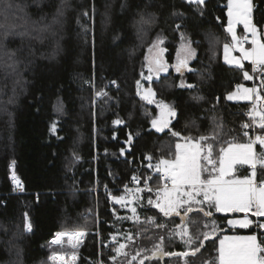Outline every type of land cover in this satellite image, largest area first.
<instances>
[{
  "label": "trees",
  "instance_id": "obj_1",
  "mask_svg": "<svg viewBox=\"0 0 264 264\" xmlns=\"http://www.w3.org/2000/svg\"><path fill=\"white\" fill-rule=\"evenodd\" d=\"M251 1L253 24L264 33V0ZM11 3L7 19L0 15V264H51L55 250L50 241L62 231L86 232L77 264H94L99 256L111 264L117 247L113 237L120 231L146 238L141 258L151 256L161 238L164 252L191 251L200 246L191 223L196 218L199 232L209 231L210 238L200 236L203 247L195 256L158 255L144 264H185V259L216 264L222 235L264 239V230L257 227L264 217L248 215L253 221L248 229H230L228 215L213 207L211 217L189 214L184 225L193 236L189 248L187 237L176 234L181 218L165 217L146 202L155 200L161 184L154 165L174 154L177 143L215 135L209 142L218 159L226 142H247L253 134H264L252 124L251 102L227 99L236 85H254V78L245 80L243 70L223 61V46L231 42L227 0ZM58 8L63 15H57ZM154 42L163 49L168 70L143 82L146 54ZM184 43L194 57L178 72L175 60ZM244 70L256 78L250 63ZM137 81L174 111L165 131L151 129L158 109L139 96ZM245 123L252 126L244 129ZM262 171L258 168V177L264 179ZM13 174L24 193L15 192ZM236 174L248 175L249 169ZM133 176L144 189L138 223L124 218L127 212L112 199L126 194L123 187L131 186ZM146 181L152 191L145 188ZM213 221L215 233L210 231ZM158 224L165 225L163 234Z\"/></svg>",
  "mask_w": 264,
  "mask_h": 264
},
{
  "label": "snow or ice",
  "instance_id": "obj_2",
  "mask_svg": "<svg viewBox=\"0 0 264 264\" xmlns=\"http://www.w3.org/2000/svg\"><path fill=\"white\" fill-rule=\"evenodd\" d=\"M195 2L203 3L204 0H195ZM12 6L11 0H4V6L0 8V15L7 19L8 11ZM16 8L18 11H23L20 5H16ZM227 8L229 20L226 30L231 34L232 42L231 44L225 43L223 46L225 62L243 70L245 80H252L254 76L244 70L243 64V61H249L252 66V73L256 74V78L261 81L260 88L236 85L237 91L228 94L227 99L254 100L249 116L252 118L253 125L264 130V94L261 93V89H264V33L258 30L257 26L252 22L251 0H228ZM57 15H63L59 8ZM237 24H243L245 33L250 34V37L249 35H245L242 38L238 37L235 31V25ZM0 27H3V25H0ZM245 44H250V47H245ZM157 47V42H154L149 48V52H154ZM162 51L163 49H160L151 58L146 56L149 75L144 77L145 79L151 81L153 72L158 75L161 71H167V67L160 56ZM233 51H238L240 53L239 57L232 56L231 53ZM193 54L194 51L190 46L182 47L178 52V66L176 67L178 72L181 71V68L187 67V62ZM137 86L138 89L141 87L140 81H137ZM101 94L97 93V95ZM103 94L106 95V93ZM138 94L140 93L138 92ZM155 95V92L149 87L141 95V98L151 104L155 102ZM157 106L161 109V114L159 119L152 120V126L157 128L158 131H162L168 126L169 121L167 118L174 116L175 113L163 101H160ZM114 123L119 124L121 121L117 120ZM251 126L248 123L242 125L244 129H248ZM52 131H55V125H53ZM173 135L178 134L173 133ZM243 135L248 137L249 134L245 131ZM131 139L132 137L129 136V143ZM216 139L215 135L212 137L201 136L195 142L186 140L183 144L177 143L175 145V153L170 154L169 158H161L155 165V171L162 173L161 184L156 189L155 200L149 198L148 204L158 209L165 217L180 216L182 223L178 226L180 231L176 234L181 239L187 237V239H184V243L189 248L192 247L193 236L189 233L188 227L184 225L188 224L190 213L195 212L198 216L202 214L203 217H211L213 213L210 209L213 207L216 212L244 213L243 219L229 221V224L238 225L241 228H248L253 223L248 218L249 213L256 217H264V179L258 177V168L264 170V151L258 153L254 147L258 144L261 148H264V134H258L254 139L249 137L247 142H237L235 139L226 142V146L222 145L219 148L218 159L213 156L214 144L209 142V140ZM146 159L151 160L152 158L148 156ZM238 165L248 166L250 169L249 174L242 177L237 175ZM205 173H207V176H205ZM260 175L264 176V171ZM132 179L138 183L137 177L133 176ZM13 180L17 185L20 184L15 174H13ZM145 188L148 191H152L151 188H148L147 181L145 182ZM143 190L140 188L133 190L125 185V191L130 197L128 203H131L132 199L139 200L136 193ZM112 199L116 203H121L122 206H125L122 203L125 201L124 196H114ZM205 205L208 210H206ZM131 211L138 221L139 217L136 215V208H131ZM149 219L152 220V218ZM191 223L197 228L195 238L200 241L199 247H194L191 251L164 252L163 238H161V242L154 245L155 250L152 251L151 256H144L139 260V264H144L145 260L153 259L158 255L179 258L195 256L200 251V247H203V240L210 238V232H199L198 218L192 219ZM30 227L31 225L26 222L25 228L30 229ZM157 227L163 228L165 225L158 224ZM257 227L264 230V223H258ZM204 228H208L207 223L204 224ZM210 231L215 233V221H213ZM83 235H85L83 231L60 232L57 234L58 238L54 239L52 243L62 246V239L67 237L70 247L74 250L79 243V238ZM201 235L203 240H200ZM126 239L132 241L133 237L128 234ZM74 240L76 243H73ZM113 240H115V237H113ZM128 246V244L120 243L113 249L116 255L110 257V259L115 262L119 256L127 258L128 253L124 249ZM142 251L143 249L137 251L135 255L131 256V259H126L122 264H132L133 261L137 260V257L141 256ZM71 256L74 260V251ZM49 259L53 261V264H70V261L65 260L64 256L56 251L52 252ZM185 264H189L186 259ZM216 264H264V239H259L255 234L225 236L219 239Z\"/></svg>",
  "mask_w": 264,
  "mask_h": 264
},
{
  "label": "rangeland",
  "instance_id": "obj_3",
  "mask_svg": "<svg viewBox=\"0 0 264 264\" xmlns=\"http://www.w3.org/2000/svg\"><path fill=\"white\" fill-rule=\"evenodd\" d=\"M185 1L195 3V0H185ZM251 3H252V1H251ZM227 4H228V0H227V3H226V15H227V12H228ZM251 17H252V13H251ZM228 20H229V17H228V15H227V26H228ZM252 22H253V21H252ZM227 26H226V29H227ZM235 31H236V35H237L238 37H240V38H242V37L245 36V35H249V37H250V34L245 33V30H244L243 24H237V25H235ZM228 34L230 35L231 42H232L231 34H230V33H228ZM231 42H230V44H231ZM152 45H153V44H152ZM152 45H151V46H152ZM157 45H158V47H157V48L154 50V52H152V53H150V52H149V49H148L147 54H146L147 57H150V58H151V56L155 55L156 52H159V50L161 49V46H160V44H159L158 42H157ZM186 46H189V44H188V43H184V44L180 47L179 51L182 49V47H186ZM245 47H250V44H245ZM179 51H178V52H179ZM231 54H232V56H236V57H239V55H240V53H239L238 51H233ZM160 56H161L163 62L165 63V65H166V67H167V64H166V62H165V60H164L163 51L160 52ZM193 57H194V54H193V56L188 60L187 64L190 63V61L193 59ZM223 61L225 62L224 53H223ZM225 63H226V62H225ZM246 63H250V62H249V61H243V64H244V65H245ZM226 64L229 65V66H234V67H236L235 65H232V64H229V63H226ZM250 64H251V63H250ZM175 65H178V53H177V56H176ZM145 69H146V72H147V73H146V75H145L144 77H147V76L149 75V72H148V61H147V60H146V67H145ZM167 70H168V67H167ZM166 72H167V71H161L158 75H157L155 72H153V73L151 74V75H152V79H156V78H158L159 76L166 74ZM144 77H143V82H148L149 80H148V79H145ZM152 79H151V80H152ZM140 85H141V87H140L139 89H138V86H137V92L140 93L139 96L141 97V95L144 93V91L146 90V88L144 87V83L140 82ZM257 88H258V87H257ZM236 91H237V90H236ZM154 101H155V102H154V103H151V104H152V105H155V106L157 107V109H158V116H157L156 119H159L160 114H161V109L157 106L159 102L156 101L155 97H154ZM230 101H246V100H230ZM250 102L253 103V101H250ZM149 104H150V103H149ZM173 118H174V116H171V117H168V118H167L168 121H169V122H168V126H167L166 128H164L162 131H165L166 129L169 128V125L171 124ZM151 129L154 130V131H156V132H162V131H158L157 128H154V127L152 126V124H151ZM251 138H252V137H251ZM185 142H186V141H183L181 144H183V143H185ZM193 142H195V141H193ZM254 147H255V149H256V151H257L258 153L264 151V148H261L258 144L255 145ZM258 150H259V151H258ZM244 168H248V166H246V165H243V166H239V165H238V166H237V169L240 170V171H243ZM248 169H249V168H248ZM154 171H155V165H154ZM155 172H156V171H155ZM249 172H250V169H249ZM156 173H158V172H156ZM158 174H162V173H158ZM205 176H207V173H205ZM169 186H171V185L169 184ZM128 188H129V187H128ZM123 189L125 190V187H123ZM130 189H133V190H134V189H137V188H132V187H131ZM122 196L125 197V201L122 202L125 206H122L121 203H119V204H121L122 208L127 212V214L124 216V218H127V219L130 220L131 222H135V223L141 222V215L139 214V207L143 205V203H142V202H143V200H142V199H143V195H142L141 191L138 192V193H136V196L139 197V200L132 199V202H131V203H128V200L130 199V197L128 196V193H127V192H126V194H124V195H122ZM200 198L202 199V197H200ZM148 200H149V199L146 200L147 203H148ZM205 206H206V205H205ZM133 207L136 208V215L139 217V220H138V221H137L136 217L133 216V213H132V211H131V208H133ZM217 213H219V214H223V215H228V219H227V222H226L227 228H230V229H248V228L252 225V224H251L248 228H241V227H239L238 225H237V226H233V225L229 224V221H230V220H239V219H243L244 216H245L244 213H225V212H217ZM248 218L251 220V218H250L249 216H248ZM261 218H262V217H261ZM161 230H162V231H161ZM161 230H160V231H161L162 234H163V233H164L163 228H162ZM179 231H180V229H179L177 232H179ZM62 232H68V231H62ZM83 232L85 233V235H83L82 237L79 238V243H78L77 247H76L74 250L70 247L67 237H64V238L62 239V246H61V245H56V244H53V243H52V241H53L54 239H57V238H58V237H57V234H58V233H57L56 236L50 241L51 247H53L54 250H55L58 254L63 255L65 260L70 261V264H77V260H78V259H77V253H78L80 247L83 245V242H84V240H85V236H86V232H85V231H83ZM136 232H137V230H136ZM59 233H60V232H59ZM128 234H131V235H132V237H133V240H132V241H128V240L126 239V237H127ZM225 236H248V235H237V234H228V233H226V234L222 235L220 239H222V238L225 237ZM114 237H115V240H113V241H114L115 243H117V246H118L120 243H125V244H128V245H129L127 248L124 249V251L128 253V256H127V258L124 257V256H119V257H117V260H116L115 262L111 259V262H112L111 264H122V262L126 261V259H131V256L135 255L137 251H139V250L142 249L141 245H143V244L145 245V244L147 243L146 240H145L146 238H144V239H140V235H139V233H136V234L134 235V233H132V232H130V231H120V232H118ZM141 240H143V241H141ZM73 243H76V241L74 240ZM73 251L75 252V259H74V260L72 259V256H71V254H72ZM141 253H142V252H141ZM115 255H116V253H114V256H115ZM50 256H51V255H50ZM140 259H142L141 256L137 257V260H136V261H133L132 264H139V260H140ZM50 262H51V264H53V261L50 260ZM94 264H104V262L102 261L101 257L99 256L98 260H97Z\"/></svg>",
  "mask_w": 264,
  "mask_h": 264
},
{
  "label": "built area",
  "instance_id": "obj_4",
  "mask_svg": "<svg viewBox=\"0 0 264 264\" xmlns=\"http://www.w3.org/2000/svg\"><path fill=\"white\" fill-rule=\"evenodd\" d=\"M253 139L255 138V135L253 134ZM161 176H162V174H161ZM160 176V177H161ZM12 179H13V175H12V177H11ZM19 180V179H18ZM19 182H20V184L19 185H17L16 183H15V181H14V188H15V192L17 193V194H22V193H24V188H23V185H22V182L19 180ZM139 188V182L137 183V182H135V181H133L132 180V182H131V186L129 187V188ZM248 215H252L251 213H249Z\"/></svg>",
  "mask_w": 264,
  "mask_h": 264
},
{
  "label": "crops",
  "instance_id": "obj_5",
  "mask_svg": "<svg viewBox=\"0 0 264 264\" xmlns=\"http://www.w3.org/2000/svg\"><path fill=\"white\" fill-rule=\"evenodd\" d=\"M255 79L256 78L254 77V79H253L254 80L253 81L254 82V85L252 87H250V88H253V87L260 88V83H261L260 79H257V83H255L256 82ZM261 93L264 94V89H261ZM237 102H250V101H237ZM253 103H254V100H253Z\"/></svg>",
  "mask_w": 264,
  "mask_h": 264
},
{
  "label": "water",
  "instance_id": "obj_6",
  "mask_svg": "<svg viewBox=\"0 0 264 264\" xmlns=\"http://www.w3.org/2000/svg\"><path fill=\"white\" fill-rule=\"evenodd\" d=\"M175 216V215H174ZM178 217H180V216H178ZM227 231V230H226ZM161 257L163 258L164 257V255H161Z\"/></svg>",
  "mask_w": 264,
  "mask_h": 264
}]
</instances>
